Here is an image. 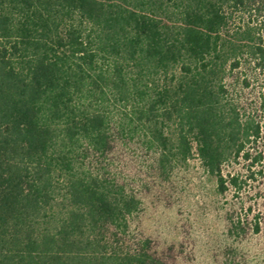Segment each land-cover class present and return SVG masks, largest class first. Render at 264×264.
<instances>
[{"label": "trees", "instance_id": "trees-1", "mask_svg": "<svg viewBox=\"0 0 264 264\" xmlns=\"http://www.w3.org/2000/svg\"><path fill=\"white\" fill-rule=\"evenodd\" d=\"M244 1L0 0V264H162L128 240L141 200L90 164L140 130L161 164L196 144L225 188L260 134L220 83L222 5Z\"/></svg>", "mask_w": 264, "mask_h": 264}, {"label": "rangeland", "instance_id": "rangeland-1", "mask_svg": "<svg viewBox=\"0 0 264 264\" xmlns=\"http://www.w3.org/2000/svg\"><path fill=\"white\" fill-rule=\"evenodd\" d=\"M222 10L220 41L236 48L220 82L223 103L251 131L260 127L223 163L225 188L196 144L186 161L161 164L140 130L117 135L112 151L90 164L141 200L128 240L149 239L162 264H264V0L224 3Z\"/></svg>", "mask_w": 264, "mask_h": 264}]
</instances>
